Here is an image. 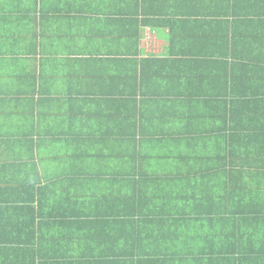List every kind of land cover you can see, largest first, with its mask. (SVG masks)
Here are the masks:
<instances>
[{"label": "trees", "instance_id": "1", "mask_svg": "<svg viewBox=\"0 0 264 264\" xmlns=\"http://www.w3.org/2000/svg\"><path fill=\"white\" fill-rule=\"evenodd\" d=\"M0 1L33 4L0 10V74L10 71L7 80L31 83L35 96L38 83L107 85L93 96V106L114 116L116 100L109 103L118 98V127L109 120L114 129L107 137L119 140L125 162L119 181L124 242L101 250L100 258L93 255V264H264V0H157L162 9L125 15L124 39L118 40L123 58L117 62L112 58L116 52L109 53L95 60L88 73L78 69L85 65L83 58L58 56L57 50L66 47L60 41L66 29L54 36L53 28L45 26L68 18L62 7H41L39 17V4L50 0ZM6 13L18 15L9 18ZM141 25L168 28L172 55L139 62ZM88 43L103 51L95 38ZM108 43L114 47L115 40ZM116 82L123 85L118 93ZM146 84L148 90L143 89ZM102 98L108 104L96 100ZM67 112L63 105L59 114L67 118ZM93 117L94 124L103 118L99 113ZM65 125L78 131L84 122L64 119ZM85 133L76 135V141H83ZM100 134L104 137L100 130L91 142L87 137L88 144L100 148L102 138L94 140ZM75 171L69 188L75 187L76 194L67 204L81 210L90 203L85 202L83 182L91 187L99 182L85 177L79 167ZM85 230L76 227L83 236ZM61 234L49 242L62 241ZM28 240L35 245L36 233ZM116 248L122 252L119 257L112 255ZM5 252L10 251L0 249V264H74L63 257L56 260L68 253L57 245Z\"/></svg>", "mask_w": 264, "mask_h": 264}, {"label": "crops", "instance_id": "2", "mask_svg": "<svg viewBox=\"0 0 264 264\" xmlns=\"http://www.w3.org/2000/svg\"><path fill=\"white\" fill-rule=\"evenodd\" d=\"M52 3H55L53 7L56 5L62 7L68 17L58 24L49 20L45 25L47 29L53 28L51 32H54V36L60 34V28L68 32L65 39L60 38V41L66 42V47L62 51L57 50L58 56L67 58L66 55H71L72 58H83L85 65L79 66L78 69L85 70V73L89 72L95 60L108 58L109 53L116 52V57L112 58H123V45L119 44L118 40L124 39L123 20L127 13L130 16L136 9H162L164 5L162 1L157 0H64L63 2L50 0L43 6L39 4L38 16L41 17V7L46 9L45 7ZM32 6L33 4L27 1H0V10L30 9ZM6 14L9 18L18 15V13ZM38 28L41 26L39 25ZM149 29L156 33L160 44L157 55L148 54L144 49L145 37L142 38V35L144 36ZM139 32L141 38L137 55L139 62L165 59L172 55L169 42L171 35L168 28L156 29L151 25H141ZM94 38L99 43L98 47H103V51L93 50L92 46H89L88 42ZM113 40H115L114 47L108 43ZM9 56L11 57V54ZM41 57L38 55L39 60ZM86 59L90 62L87 63ZM27 69L30 70L28 65ZM37 69L40 72L39 65ZM146 69L149 72L153 66ZM9 72L0 74V249L11 252L13 249L34 247L51 249L57 245L59 248H67L68 253L64 252V256L57 255L56 260H61L60 258L63 257L62 260L67 263L93 264V255L100 258L101 250L122 246L124 242L122 226L125 212L122 195H119V191L123 190V183L119 181L123 178L125 162L123 152L119 151V140L114 141L112 139L114 136L107 137L114 129V124L109 120H115L116 129L118 127V98L110 99L111 103H109L113 104L112 102L116 100L114 116L106 108L93 106V96L98 90L108 87L107 85L98 84L94 88L92 84L84 81L66 84L53 82L46 85L38 83L35 96L30 92L31 83L28 85L24 82L7 80ZM116 85L118 93V86L123 89V85L118 82ZM43 86L40 94L39 90ZM149 86L146 84L143 89L148 90ZM66 94L73 97H65ZM96 100H104V103L108 104L109 99ZM62 102H70V104L65 105ZM63 105L68 111L67 114L64 113L67 118L59 114ZM75 110H79V114ZM111 110H114L113 106ZM71 113L79 117L70 118ZM97 113L103 118L102 121L98 118V122L94 124L96 118L93 114ZM64 119H72L73 122L79 120L84 122V127L77 128L80 129L78 131H71L70 126H62ZM94 125L105 128L93 130ZM100 130L104 137L100 134L95 137L98 139L94 140L102 138L103 145L99 148L88 144V140L91 142L94 138L93 134ZM82 131L86 132L85 138L77 142L76 135H81ZM66 137L69 138L65 139ZM75 167L83 170V175L88 179L94 178L99 182L98 185L93 184V187L88 182H83L84 199L85 202L90 203H85L86 206L84 205L81 210H77L76 206L69 208L67 204L71 201L70 196L76 194L75 187L72 190L69 188V180L76 176ZM23 186L31 191L32 187L36 188L35 192L20 190L19 188ZM67 196H69L68 200ZM93 204L95 206L92 208ZM77 225L86 228L85 236L76 231ZM62 232L64 234H61L64 238L62 241L60 239L49 242V237L59 236L58 234ZM71 232H76L80 236H71ZM34 233L37 237L35 245L28 240ZM10 252L5 253L10 254ZM111 252L113 256L118 257L122 254L118 248ZM104 253L108 255V251ZM44 259L47 262H54L52 258ZM111 260L115 262L118 259L111 258Z\"/></svg>", "mask_w": 264, "mask_h": 264}, {"label": "built area", "instance_id": "3", "mask_svg": "<svg viewBox=\"0 0 264 264\" xmlns=\"http://www.w3.org/2000/svg\"><path fill=\"white\" fill-rule=\"evenodd\" d=\"M144 49L148 54L157 55L159 53L160 44L158 42L155 32H153L151 29H149L145 34Z\"/></svg>", "mask_w": 264, "mask_h": 264}]
</instances>
